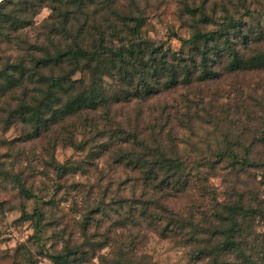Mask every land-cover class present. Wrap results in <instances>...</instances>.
Returning a JSON list of instances; mask_svg holds the SVG:
<instances>
[{
	"label": "rangeland",
	"instance_id": "obj_1",
	"mask_svg": "<svg viewBox=\"0 0 264 264\" xmlns=\"http://www.w3.org/2000/svg\"><path fill=\"white\" fill-rule=\"evenodd\" d=\"M129 1L123 0L126 9L142 17L140 35L177 53L189 48L170 34L171 28L188 38L196 29L215 30L224 15L238 18L246 9L252 11L246 28L264 24V0H133L132 5ZM201 9L210 16L205 22ZM49 14V8H42L32 26L14 33L9 43L0 37V66L37 41ZM249 48L264 50V36ZM227 63L226 58L213 59L211 65L220 73L216 78L199 80L194 74L190 84L111 108L115 124L136 126L146 134L150 128H161L169 134L192 176L199 178L185 194L162 202L204 226L215 223L211 211L240 195L264 207V67L228 71ZM74 77L87 80L84 73ZM103 81L113 84L109 78ZM15 94L0 99V264H53L50 255L62 251L66 243L87 251L88 260L80 264H111L120 249L145 258L146 264H210L205 258L192 260L189 246L163 238L157 228L131 224L136 212L130 205L146 198L140 175L114 163L108 152L95 156L100 140L82 127V118L51 125L34 137L30 125L8 118V108L14 109L21 95ZM69 134L76 146L68 144ZM226 141H240L243 146L236 152L241 156L249 148L250 161L255 162L241 166L217 161ZM78 143L85 144L78 148ZM20 185L29 196L20 192ZM35 209L43 214L40 232L34 225ZM254 229L264 241V218L256 217ZM97 242L92 254L90 243Z\"/></svg>",
	"mask_w": 264,
	"mask_h": 264
},
{
	"label": "trees",
	"instance_id": "obj_2",
	"mask_svg": "<svg viewBox=\"0 0 264 264\" xmlns=\"http://www.w3.org/2000/svg\"><path fill=\"white\" fill-rule=\"evenodd\" d=\"M129 2L132 5L134 1ZM44 7L50 14L41 25L37 41L0 66V99L7 93L11 98L18 91L21 94L16 107L8 108V118L30 125L34 137L51 125L82 118V127L100 140L95 156L108 152L114 163L140 175L146 198L130 205L136 212L131 224L144 223L157 228L163 238L189 246L192 260L264 264V241L254 229L256 217L264 218L261 203L252 205L240 195L211 211L215 223L208 226L192 216L182 218L170 211L162 199L185 194L199 176H192L187 159L177 152L163 129L150 128L146 134L136 126L115 124L111 115L117 103L147 100L180 83L190 84L194 74L199 80L216 78L220 73L212 67L213 59L226 58L228 71L263 68L264 50L249 47L262 40L264 24L246 28L245 19L252 14L246 9L238 18L224 15L217 29H196L188 38L179 37L171 28L170 34L189 48L177 53L164 48L161 41L142 37V17L133 16L123 0H0V37L11 42L14 33L32 26L35 15ZM189 11L193 13V9ZM200 14L203 22L210 18L203 9ZM197 55L199 60L195 59ZM76 72L84 73L87 80L75 78ZM104 78L113 84L107 86ZM70 126L77 125L72 122ZM73 136H67L70 146H76ZM83 144L78 143V148ZM225 144L215 156L217 161L229 160L241 166L255 162L250 161L249 148L241 156L236 152L240 141ZM56 167L67 170L64 165ZM20 192L30 195L23 185ZM34 215L38 217L35 228L40 232L43 214L35 209ZM158 224H163L161 229ZM99 245L90 243L92 254ZM86 252L66 243L62 251L50 256L53 264H80L88 260ZM116 256L111 264H146L145 258L122 249Z\"/></svg>",
	"mask_w": 264,
	"mask_h": 264
}]
</instances>
